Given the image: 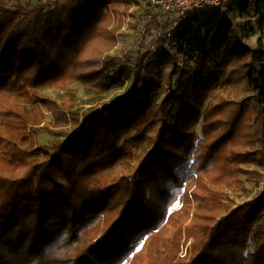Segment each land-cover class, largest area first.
<instances>
[{
  "label": "trees",
  "instance_id": "trees-1",
  "mask_svg": "<svg viewBox=\"0 0 264 264\" xmlns=\"http://www.w3.org/2000/svg\"><path fill=\"white\" fill-rule=\"evenodd\" d=\"M8 1L0 0V264H264V191L238 206L229 198L248 193L240 176L254 172L241 166L264 169V51L235 22L253 2L262 29L264 0L195 12L170 34L168 20L151 15L144 34L160 33L155 52L135 58L126 93L82 118L69 87L101 98L122 78L109 24L130 0L30 11ZM44 88L62 93L54 100L37 93ZM44 110L50 127L41 126ZM41 130L57 142L36 145Z\"/></svg>",
  "mask_w": 264,
  "mask_h": 264
},
{
  "label": "rangeland",
  "instance_id": "rangeland-1",
  "mask_svg": "<svg viewBox=\"0 0 264 264\" xmlns=\"http://www.w3.org/2000/svg\"><path fill=\"white\" fill-rule=\"evenodd\" d=\"M66 0H13L5 3L6 8L16 9L22 8L25 11H30L34 9L37 5H42L44 7H51L54 3L63 4ZM235 10V8L233 9ZM158 12L153 11L147 5L146 0H130V6L126 13L117 14L111 17L109 28L117 26L116 31V44L109 52V55L122 58L120 66L116 69L117 72H123L122 78L105 92L101 98L96 96L94 93L87 92L82 85L75 83L69 87V91L75 94V104L80 112L81 118L87 114H90L95 109L100 108L103 103L108 102L115 96L122 95L126 93L131 86L133 70L135 66V58L137 56H142L149 51L155 52V41L159 35L156 33H151L150 35L144 34V29L147 21L151 15H155ZM247 16L245 18L235 17V22L241 26L247 28L248 36L244 40L245 43L250 48L262 47L264 51V26L262 29L257 28V17L254 15L253 2L251 7L247 11ZM160 20L169 22V27L171 25V19L166 17L161 12L157 15ZM159 20V21H160ZM168 27V28H169ZM168 34V29L164 32ZM162 34V33H161ZM258 42H260L258 44ZM167 52L177 60L179 66L182 65V57L177 54L176 46L169 44L167 47ZM149 55V54H148ZM221 64V58H217L214 65L219 67ZM211 67L210 63L206 64V70ZM170 70V66L167 65L162 68V75ZM114 72H109V77L114 79ZM175 77L172 78L171 85L174 87ZM167 92V87L162 80L161 90L159 92L157 101H159L165 93ZM42 96H46L56 100L58 96L62 93L56 89H40L37 92ZM101 99V100H100ZM30 108V106H28ZM45 120L41 126L50 127L52 124L49 114L44 110ZM36 145H46L52 146L57 142V138L50 136L45 130L36 132L34 135ZM243 169L248 171H253L254 174L251 176H240V180L244 183L245 189L248 193H229V198L233 202L234 206L241 205L247 201H250L260 195L264 191V169H259L251 165L241 166ZM116 169L104 172L100 178L99 182L101 187H106L110 184L113 177L116 175ZM187 243V246H189ZM182 247L181 256L184 257L187 248ZM185 248V249H184Z\"/></svg>",
  "mask_w": 264,
  "mask_h": 264
},
{
  "label": "built area",
  "instance_id": "built-area-1",
  "mask_svg": "<svg viewBox=\"0 0 264 264\" xmlns=\"http://www.w3.org/2000/svg\"><path fill=\"white\" fill-rule=\"evenodd\" d=\"M229 0H146L150 9L171 19L168 34L195 12L222 9Z\"/></svg>",
  "mask_w": 264,
  "mask_h": 264
}]
</instances>
